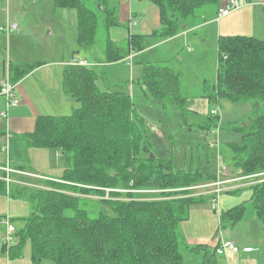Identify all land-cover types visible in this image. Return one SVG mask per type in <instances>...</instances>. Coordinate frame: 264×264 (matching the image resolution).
<instances>
[{
	"label": "trees",
	"instance_id": "trees-1",
	"mask_svg": "<svg viewBox=\"0 0 264 264\" xmlns=\"http://www.w3.org/2000/svg\"><path fill=\"white\" fill-rule=\"evenodd\" d=\"M93 1L96 9L87 6L85 0H53L56 8L75 10L76 40L88 48L96 40L98 12L104 14L106 29L119 25L116 2ZM152 1L160 23L152 34L166 38L193 27L198 8L215 6L209 18L222 8V0ZM143 36L128 34L127 53L108 38L106 62L116 63L133 53L142 55L146 48ZM217 61L215 83L210 88L203 82L205 97L209 101L225 97L233 102L254 103V116L244 124L223 126L239 132L241 139L224 142L218 155L227 153L232 158L234 172L241 177H234L240 182L236 187L249 183L253 217L261 221L264 235V111L257 112L264 107V39L221 35L217 40ZM41 63H7L10 80L18 82ZM141 85L145 94L165 99L187 116L181 71L146 60ZM61 91L78 106L69 115L37 116L33 130L21 134V139L25 148L59 150L71 166L57 179H46L43 187H34L33 210L25 218L24 227L16 232L8 257H19L28 240L34 263L47 259L52 264H184L180 246L188 244L178 229L190 203L213 202L216 197L210 192L195 195L196 189L217 180L213 167L207 174L199 166L178 167L174 154H155L136 121L131 95L101 89L98 75L89 65L65 64ZM213 118L217 117L209 116L200 127L218 125ZM205 157L208 161L207 154ZM6 178L0 169V194L4 195L11 194ZM242 178L247 180L240 181ZM92 196L108 211L90 217L81 200ZM246 212L245 205L226 210L220 216L221 227L244 219ZM219 244L211 248L198 243L191 250L199 255L200 264H217ZM2 248L4 251L3 245Z\"/></svg>",
	"mask_w": 264,
	"mask_h": 264
},
{
	"label": "rangeland",
	"instance_id": "rangeland-1",
	"mask_svg": "<svg viewBox=\"0 0 264 264\" xmlns=\"http://www.w3.org/2000/svg\"><path fill=\"white\" fill-rule=\"evenodd\" d=\"M85 2L87 6L96 9L93 0H85ZM113 2H116L118 7L119 25L106 29L102 19L104 14L98 12L95 43L89 48L81 45L86 48V52L91 50L90 55H86L90 61L98 60L100 62L91 65L98 75L99 87L103 90L123 91L131 95L135 104L136 121L145 132L146 144L149 143L151 150L159 157H170L171 154H174L178 167L187 168L188 164L199 166L207 174H211L213 167L217 175L226 172L227 176L224 178L228 177V180H232L234 177L241 178L234 172L232 158L227 153H220V157H218V153L224 142L241 139L239 132L228 128L224 129L223 126L231 127L244 124L254 116V103L252 101L233 102L225 97L209 101L204 95L203 82L205 80L208 87L211 88L216 81L217 40L224 31L229 32V35H247L264 39V1L254 0L251 3L241 1L240 7L230 10V13L235 12L238 20L230 21V18L228 19L226 16L220 17L222 23L227 20L229 23L225 26L226 30L222 29L221 33H216L211 27H208V31L205 28L197 30L193 28L190 33L185 32V35H181L179 38L149 34V31L155 27L151 22V16H154L156 7L152 0H144L145 11L137 18V24L131 28L128 23L129 16L124 11L125 6H122L118 0H110V3ZM125 5L128 7V3ZM248 6L251 7L243 9ZM214 9L215 6L208 5L198 8L193 18L194 23L209 19V13H212ZM261 9L262 11L259 12L258 10ZM2 14L5 21L8 18L11 24L14 22L18 26L19 31H14L13 34H20L23 31L19 40L24 41V46L19 51L24 57L41 56V51L38 50L41 44L37 45V42L42 43L40 40L44 39L50 42L64 39L65 42H69V38H65L63 32L67 35L66 28H69L71 36H73L76 29L75 10L56 9L52 0H0V16ZM2 22L4 21L2 20ZM129 33L144 35L143 41L146 47L144 53L142 55L133 53V56L128 59L129 66L125 65L126 61L115 64L107 63L104 50L106 40L113 39L121 51L127 53ZM3 35L6 38L9 37L7 34ZM17 40L18 37L15 36L11 41ZM152 44L153 46H151ZM10 46L12 47L11 43ZM4 48L5 54H7L9 44L5 43ZM11 51H13V47ZM146 60L181 71L182 95L186 98V108L189 110L187 116H183L181 110L175 108L165 99H156L145 94L141 85V76L142 64ZM69 99L71 102L72 99ZM211 110L218 111V117L212 119V122L216 121L218 125H212L210 128L200 127V124L208 122ZM262 111H264V107L257 110V112ZM71 112L72 110H68L61 115H69ZM216 137L219 146L216 143L210 144V141L215 140ZM14 138L12 139L11 159H20L28 170L45 175H26L23 177L24 179L42 185L46 179L60 177L63 171L71 166V163H68L57 149L31 147L30 151H27L23 140ZM15 143H17L16 149ZM8 149L7 152H9ZM5 150L0 158L2 164L7 162ZM205 154L208 155V161ZM219 159H222L221 164L218 162ZM238 180L224 183V189L217 195L215 202L204 200L189 204L186 218L178 229L186 244L194 240L191 242L194 245L186 247L183 242L180 246L184 264L200 262L199 255L193 254L191 246H195L196 243H206L214 248L218 244L222 232H224L223 240L231 241L232 239V242L235 241L238 246L244 239L250 240L251 237L263 236L261 221L255 217V219L252 218L254 215L250 202L252 189L249 183L235 187L236 184H240ZM242 180H247V178L240 179V181ZM39 185L34 183L31 186L19 188L17 184L11 183L10 196L0 194V206L1 209H4L0 215L5 214L10 218V222L15 228L13 236L15 241L17 239L16 232L24 227L25 218L33 210L34 202L31 194L34 187ZM213 188L211 186L198 188L195 190V195L211 191ZM81 205L88 210L90 217H95L100 211H108L103 202L94 196L82 199ZM238 205H245L247 209L245 218L236 221L233 225L229 222L224 223V227H221L220 216L222 213ZM4 232L5 226L3 234ZM261 246L264 248L263 244H258L256 247ZM4 252L8 259L7 264H32L31 245L28 240L23 244L22 254L19 257L9 258L7 251L4 250ZM240 254L246 261L249 260V256H252V254L247 256L242 252L236 253V256L233 257L234 264H240ZM227 255V252L224 255L218 254L217 264H228ZM43 262L51 264V261L47 259Z\"/></svg>",
	"mask_w": 264,
	"mask_h": 264
},
{
	"label": "crops",
	"instance_id": "crops-1",
	"mask_svg": "<svg viewBox=\"0 0 264 264\" xmlns=\"http://www.w3.org/2000/svg\"><path fill=\"white\" fill-rule=\"evenodd\" d=\"M118 1L122 3V6H125L124 11H126L127 16H129V18L130 16L138 18L140 14L143 11H145L146 3L144 2V0H118ZM126 3H128V7H126L125 5ZM226 3L227 0H222L220 7L225 6ZM249 7L251 6L245 7L243 9H249ZM54 8L56 7L54 6ZM56 9H60V8H56ZM258 11L261 12L262 9ZM154 12H155L154 16L153 15L151 16V22L155 27L154 29L149 31L150 35H153L152 31L157 29L160 25L157 7L154 8ZM238 15H240V13H238ZM225 16L228 19L230 18V21L238 20L235 12L233 13L229 12ZM75 17H76V12H75ZM220 17L223 18V16H219V14L212 16L208 20L197 23L193 27L188 28L187 30L177 34L176 36H173V38L175 37L179 38V36L185 35V32L190 33V30H192L193 28H195V30L200 28H205V30L208 31V27H211V29L215 30L216 33H221L222 29L226 30L225 26L229 25V23L227 22L228 20L222 23ZM2 20L4 22L1 23ZM222 24L224 25L222 26ZM13 25H16V23L13 22L11 24L8 18L5 21V18L3 19V14L0 16V84L4 80L7 63L9 65V63H20V62H42L38 67H36L34 70L23 76L20 80H18V82L15 83L16 84L15 92L20 98V104L15 107H9L7 109L6 117L0 116V158L5 149L7 153V162L5 164L0 163V169L6 173L7 175L6 180L9 181L10 184L11 183L18 184L20 188L21 186H31L34 183L39 185V183L32 182L28 179H24L23 177H25L26 175L31 176L32 174L34 175L36 174L40 175V174L28 170L22 160L13 159L14 160L13 161L11 159L13 137H15L14 139L22 140L21 134L26 132H31L33 130L36 117L39 115H61V114H65V112H67L68 110H73L78 106L77 102H75L71 97L65 96L61 91V72L65 64L72 63L74 60L82 59L88 61L89 66L91 67V65H93L94 63H100V62H98V60L90 61L88 57H86V55H90L91 50L89 52H86V48H83L81 45L78 44L76 40L77 17H76V29L73 33V36H71V31L69 28H66L67 35L66 33L63 32L65 38H69V42L68 41L65 42L64 39L53 40L50 42H47L44 39L40 40L42 43L37 42V45L41 44V46L38 47V50L41 51L40 53L41 56L30 57V58L24 57V55H22L21 52L19 51V49H22V47L24 46L23 44L24 41L19 40V38L21 39L23 31L22 32L20 31L21 32L20 34H13L12 32L19 31L17 25H16V29L11 28V26ZM6 26H10V28L8 30L1 29L2 27H6ZM3 34H7V36L9 37L6 38L4 37ZM222 35H229V32L224 31ZM15 36L18 37V40L11 41ZM5 43L9 44V49L7 51V54H5V48H4ZM10 43L12 44L13 51H11L12 47L10 46ZM151 46H153V44ZM83 51L84 53H82ZM105 61H106V56H105ZM125 61H126L125 65L129 66L128 58L116 63H121V62L124 63ZM116 82H118V80ZM69 98L72 99L71 102ZM6 107H7L6 99L4 96L0 95V112L5 110ZM8 145H9V149H8ZM16 148H17V143H15V149ZM7 149L9 150V152H7ZM27 149H28L27 151H30L31 147ZM21 166L24 167L23 168L24 170L21 169ZM40 176H45V175L41 174ZM51 178L57 179L53 177ZM41 187H43V185ZM8 195L10 196V194ZM3 212L4 209H1L0 206V214H2ZM4 215L5 214L0 215V243L2 242L3 229L5 226L1 222V219ZM223 237H224V232H222V234L219 236L218 244L220 240L223 239ZM260 238H262V240H259ZM193 241L194 240H191V242ZM191 242H187V244L194 245ZM233 243L237 247V250L226 251L228 253L227 255L228 264H234L233 257L236 256V253L239 252H242L247 256L248 254H252V256H249L248 261L244 260L245 258H243V256L240 254V260H241L240 264H264V248L262 246L256 247L258 246V244L264 245V235L258 236V238L251 237L250 240L244 239L240 243V246H238V244L235 243V241ZM226 252L219 255H224L226 254ZM43 261L44 260L34 263L31 259L32 264L46 263ZM7 262L8 259L6 257V254L3 251L2 245H0V264H7ZM48 264L50 263L48 262ZM198 264H200V262H198Z\"/></svg>",
	"mask_w": 264,
	"mask_h": 264
},
{
	"label": "built area",
	"instance_id": "built-area-1",
	"mask_svg": "<svg viewBox=\"0 0 264 264\" xmlns=\"http://www.w3.org/2000/svg\"><path fill=\"white\" fill-rule=\"evenodd\" d=\"M243 1L245 3H247L246 0H243ZM240 4H241V0H227L226 5L220 9L219 16L227 15L230 12V10L240 7ZM137 22H138V20L136 17L130 16L129 21H128L129 28L136 25ZM9 28H10V26H6V27H2L1 29L8 30ZM11 28L16 29V25L11 26ZM131 56H132V54L130 56H128V59H130ZM72 63L78 64V65H83V66L89 65L88 61L82 60V59L74 60ZM15 87H16V84L10 80L8 65L6 64L5 77H4V80L2 81V83L0 84V95L4 96L6 101H7L6 109L0 112V116H2V117L7 116V109L9 107H15V106H18L20 104V98L18 97V95L15 92ZM210 115L213 117H218L217 110H211ZM217 133H218V130L216 131V134ZM213 143H216L219 146V142H218L217 137L215 138V140L210 141V144H213ZM218 157H220V156H218ZM218 162H219V164H221L222 159H219ZM225 176H227V174H226V172H223V174L217 175V180L215 182H211L209 184L202 186V187H209V186L214 187L211 191H206L207 193L210 192V193L216 194V197L213 199V202L216 201L217 195L224 189V187H223L224 183H228L229 181L238 180L236 178H232V180H228V177L224 178ZM39 187H41V186H39ZM213 208H215V207L213 206ZM1 221L5 225V232L2 235V245L5 247V250L8 251V248L15 244V240L13 237L15 234V228L11 224L10 218L7 215H4L1 219ZM220 235H221V233H220ZM220 241L221 242L216 249L218 254H223L228 250H232V251L237 250V247L235 246V244L232 241L223 240V239H221Z\"/></svg>",
	"mask_w": 264,
	"mask_h": 264
},
{
	"label": "water",
	"instance_id": "water-1",
	"mask_svg": "<svg viewBox=\"0 0 264 264\" xmlns=\"http://www.w3.org/2000/svg\"><path fill=\"white\" fill-rule=\"evenodd\" d=\"M151 156H153V155L151 154Z\"/></svg>",
	"mask_w": 264,
	"mask_h": 264
}]
</instances>
